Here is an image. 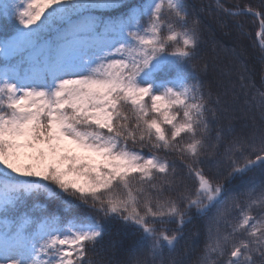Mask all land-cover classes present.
I'll return each instance as SVG.
<instances>
[{
	"label": "snow or ice",
	"instance_id": "1",
	"mask_svg": "<svg viewBox=\"0 0 264 264\" xmlns=\"http://www.w3.org/2000/svg\"><path fill=\"white\" fill-rule=\"evenodd\" d=\"M204 32L188 0H0V264H193L194 217V264H264V91Z\"/></svg>",
	"mask_w": 264,
	"mask_h": 264
},
{
	"label": "trees",
	"instance_id": "2",
	"mask_svg": "<svg viewBox=\"0 0 264 264\" xmlns=\"http://www.w3.org/2000/svg\"><path fill=\"white\" fill-rule=\"evenodd\" d=\"M143 0H128L131 5L142 3ZM226 8L236 10L238 5L240 8L251 7L255 11L264 13V0H222ZM190 10L195 9L196 14L204 21L205 32L204 38L206 43L203 45V54L206 59H211L215 67L230 71L231 79L236 80L237 76L243 73L245 76L251 77L257 88L264 91L262 86V76H264V60L261 59V41L264 40V32L260 28L259 20L251 15L230 16L216 8L215 0H188ZM203 8V10H202ZM235 21H239L243 27L238 28ZM199 71V61H194ZM247 66V72L244 66ZM207 79L206 77H202ZM257 122L260 121L259 112H254ZM147 153V150L145 149ZM249 175H253L250 173ZM235 185H239L240 181L236 180ZM191 188H195V182L189 181ZM34 201H29V206ZM75 215V212H69L67 216ZM208 218L194 217L193 224L187 226L186 231H198L199 236L196 238V246L191 252L193 264L196 258L203 251L206 241V225ZM118 225H113L109 235L105 237L104 246L111 243H122L123 247H128L134 237L125 238L117 233ZM108 253H101V256L107 257ZM121 258L127 259L126 256Z\"/></svg>",
	"mask_w": 264,
	"mask_h": 264
},
{
	"label": "water",
	"instance_id": "3",
	"mask_svg": "<svg viewBox=\"0 0 264 264\" xmlns=\"http://www.w3.org/2000/svg\"><path fill=\"white\" fill-rule=\"evenodd\" d=\"M258 20L260 19V18H257ZM261 34V33H260Z\"/></svg>",
	"mask_w": 264,
	"mask_h": 264
}]
</instances>
